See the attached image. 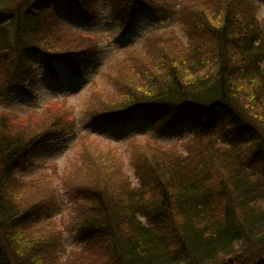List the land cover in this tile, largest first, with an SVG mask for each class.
<instances>
[{"label": "trees", "instance_id": "16d2710c", "mask_svg": "<svg viewBox=\"0 0 264 264\" xmlns=\"http://www.w3.org/2000/svg\"><path fill=\"white\" fill-rule=\"evenodd\" d=\"M111 1L126 26L177 5ZM104 2L0 0V93L35 101L43 81L54 91L61 82L82 79L99 41L75 29L95 22ZM254 4L189 0L181 11L187 41L168 34L150 42L153 57L146 49L137 60L152 58L141 87L126 82L122 90L114 79L121 100L96 108L93 120L140 113L159 132L175 128L189 135L181 139L182 150L149 141L135 145L136 183L113 153L88 144L91 163L82 160L60 175L77 193L65 227L39 221L55 203V190L39 183L48 199L36 194L26 200L23 190L35 184H24L16 171L30 162L33 148L65 131L68 111L53 110L52 123L33 112L38 118L20 120L0 112V264H229V258L264 264V24ZM70 18L75 26L67 24ZM25 123L39 131L25 133L19 128ZM104 161L112 163V171L104 168L108 174ZM75 176L83 183L70 184ZM67 230L82 247L63 257Z\"/></svg>", "mask_w": 264, "mask_h": 264}, {"label": "rangeland", "instance_id": "374dc122", "mask_svg": "<svg viewBox=\"0 0 264 264\" xmlns=\"http://www.w3.org/2000/svg\"><path fill=\"white\" fill-rule=\"evenodd\" d=\"M108 1L101 3L99 18L95 22L80 23L76 26V32L90 34L99 41L97 49L91 53L87 60L82 79L72 83L69 80L61 82L54 91L49 90L50 86L43 81L42 88L35 96V101L22 99L16 95L12 96L11 93L13 92L10 94L8 92L0 93V112L11 113L12 118L17 117L19 120L22 116H30L31 118L36 116L38 118L34 114H42L44 120L49 119V122L52 123L54 119L49 115H52L53 110L61 113L68 111L66 118L69 119L70 125L65 131L55 134L44 145L33 148L29 153L30 162L16 171L17 176L24 181V184L29 182L35 184L36 188L23 190V192H27L25 194L26 200L29 197L36 199V194L48 199L50 194L44 187H41L42 185L38 187L39 183H47L50 185L49 188L55 190L57 196L55 203L48 207L46 213L42 214L41 217L39 216V221L51 219L60 227L69 225L75 204L71 198L75 192L68 189L69 187L64 184L60 175H64L67 171L69 173L70 168L82 160L91 163L89 159L94 152L91 149L87 152L84 151L88 144H93L94 148L101 147L105 152L113 153L116 156L118 166L135 182V166L132 157V148L135 145H147L149 141L148 143L151 144L175 146L182 150L181 139L189 135L188 130L179 134L175 128L159 132L152 128V124L148 123V119L140 113L131 115L127 120L115 116H107L100 121L93 120L95 117L93 112L96 108H103L104 103L109 101L119 102L121 100L122 91L116 93L117 90L113 85L115 78L122 85V90L127 88L128 84H131L129 85L132 86L131 89L142 86L140 80L145 74V67L150 66L149 63L152 58L137 60L146 55V49H148L146 47L150 46V42L163 36L166 37L168 34L180 36L186 41L188 39L181 11L185 7L184 4L189 0H172L176 1L177 5L170 13L167 12L163 15L162 13L148 12L143 17L131 22L129 26L122 24L120 20L115 18L111 11L113 10L112 1ZM253 2L255 3L253 6L256 7V17L264 24V0H253ZM66 21L69 25H76L73 18ZM171 49L177 51L175 48ZM148 50L152 53L151 49ZM160 50L165 51L166 47L163 46ZM159 51L155 50L154 55L158 56ZM118 65L121 67L119 68ZM121 68L123 69L120 70ZM124 68L126 69L124 70ZM108 81L109 86L107 87L105 85ZM102 90L105 91L101 92ZM93 103H95V107ZM48 126L49 123L42 127L48 129ZM19 128L25 133L32 130L39 131V128L36 129L37 126L34 128L26 123ZM83 153H86V157H83ZM101 153L98 155L106 159ZM104 163L102 171L108 174L107 169L113 170L112 163L109 161H104ZM40 177L45 180L38 181ZM81 182L82 180L77 176L70 178V184ZM63 247V257H66L73 251L80 249L82 244L74 232L67 230L63 231ZM227 262L234 264L232 258H229Z\"/></svg>", "mask_w": 264, "mask_h": 264}]
</instances>
